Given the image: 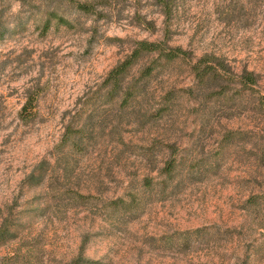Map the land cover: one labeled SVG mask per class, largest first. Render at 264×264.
<instances>
[{
  "label": "rangeland",
  "instance_id": "1",
  "mask_svg": "<svg viewBox=\"0 0 264 264\" xmlns=\"http://www.w3.org/2000/svg\"><path fill=\"white\" fill-rule=\"evenodd\" d=\"M0 264H264V0H0Z\"/></svg>",
  "mask_w": 264,
  "mask_h": 264
},
{
  "label": "trees",
  "instance_id": "2",
  "mask_svg": "<svg viewBox=\"0 0 264 264\" xmlns=\"http://www.w3.org/2000/svg\"><path fill=\"white\" fill-rule=\"evenodd\" d=\"M160 3H163L165 0H157ZM56 17V16H54ZM60 21H64L62 18H59ZM164 43L162 42H150L146 40H140L135 42L130 54H128L118 65H116L114 68H112L106 77V84H111L113 92H116V89L118 88V85L122 81L123 77L130 68H132L135 65V62H137L142 55H152L157 54L159 57H163L165 61H172L176 59L180 53V48H170L166 46L163 48ZM149 71L142 72V76L146 77L149 76ZM246 81H249L250 83H254V79L252 76V73L247 74ZM135 92L132 90V88H127L122 92L123 99L131 98ZM31 104V102H30Z\"/></svg>",
  "mask_w": 264,
  "mask_h": 264
}]
</instances>
